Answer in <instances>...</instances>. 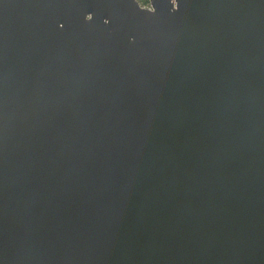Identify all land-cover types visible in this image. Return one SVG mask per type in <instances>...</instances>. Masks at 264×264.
Returning a JSON list of instances; mask_svg holds the SVG:
<instances>
[{
  "label": "water",
  "instance_id": "water-1",
  "mask_svg": "<svg viewBox=\"0 0 264 264\" xmlns=\"http://www.w3.org/2000/svg\"><path fill=\"white\" fill-rule=\"evenodd\" d=\"M148 2L0 0V264H264V0Z\"/></svg>",
  "mask_w": 264,
  "mask_h": 264
},
{
  "label": "rangeland",
  "instance_id": "rangeland-1",
  "mask_svg": "<svg viewBox=\"0 0 264 264\" xmlns=\"http://www.w3.org/2000/svg\"><path fill=\"white\" fill-rule=\"evenodd\" d=\"M139 1V3L141 4V5H147V6H149V2L148 3H146V4H144V2H142V0H138ZM146 7V6H145Z\"/></svg>",
  "mask_w": 264,
  "mask_h": 264
},
{
  "label": "trees",
  "instance_id": "trees-1",
  "mask_svg": "<svg viewBox=\"0 0 264 264\" xmlns=\"http://www.w3.org/2000/svg\"><path fill=\"white\" fill-rule=\"evenodd\" d=\"M142 2H144V4L148 3V0H142Z\"/></svg>",
  "mask_w": 264,
  "mask_h": 264
},
{
  "label": "flooded vegetation",
  "instance_id": "flooded-vegetation-1",
  "mask_svg": "<svg viewBox=\"0 0 264 264\" xmlns=\"http://www.w3.org/2000/svg\"><path fill=\"white\" fill-rule=\"evenodd\" d=\"M143 6H146V7H148L147 5H143Z\"/></svg>",
  "mask_w": 264,
  "mask_h": 264
},
{
  "label": "clouds",
  "instance_id": "clouds-1",
  "mask_svg": "<svg viewBox=\"0 0 264 264\" xmlns=\"http://www.w3.org/2000/svg\"><path fill=\"white\" fill-rule=\"evenodd\" d=\"M177 7H178V3H177Z\"/></svg>",
  "mask_w": 264,
  "mask_h": 264
}]
</instances>
